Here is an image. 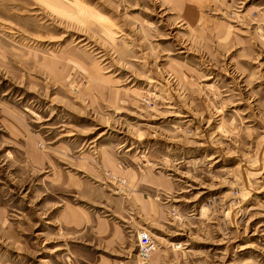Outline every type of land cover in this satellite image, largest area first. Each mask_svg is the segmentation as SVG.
<instances>
[{
	"label": "rangeland",
	"instance_id": "374dc122",
	"mask_svg": "<svg viewBox=\"0 0 264 264\" xmlns=\"http://www.w3.org/2000/svg\"><path fill=\"white\" fill-rule=\"evenodd\" d=\"M0 264H264V0H0Z\"/></svg>",
	"mask_w": 264,
	"mask_h": 264
},
{
	"label": "built area",
	"instance_id": "2783aa9c",
	"mask_svg": "<svg viewBox=\"0 0 264 264\" xmlns=\"http://www.w3.org/2000/svg\"><path fill=\"white\" fill-rule=\"evenodd\" d=\"M137 243L139 246V253L148 255L155 248V242L153 238L149 235V232L145 229L140 230L137 235Z\"/></svg>",
	"mask_w": 264,
	"mask_h": 264
}]
</instances>
